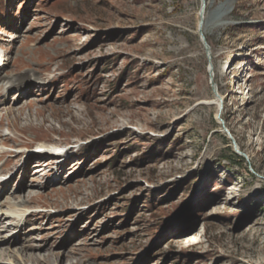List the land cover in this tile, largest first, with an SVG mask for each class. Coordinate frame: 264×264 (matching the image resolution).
Listing matches in <instances>:
<instances>
[{
  "label": "rangeland",
  "instance_id": "374dc122",
  "mask_svg": "<svg viewBox=\"0 0 264 264\" xmlns=\"http://www.w3.org/2000/svg\"><path fill=\"white\" fill-rule=\"evenodd\" d=\"M201 4L0 0V264H264V0H206L211 63Z\"/></svg>",
  "mask_w": 264,
  "mask_h": 264
},
{
  "label": "bare ground",
  "instance_id": "6f19581e",
  "mask_svg": "<svg viewBox=\"0 0 264 264\" xmlns=\"http://www.w3.org/2000/svg\"><path fill=\"white\" fill-rule=\"evenodd\" d=\"M215 20V19H214ZM206 23H205V25H204V27H203V29H202V31L203 32H206L207 31V28H209L208 27V25H209V21L208 20H206L205 21ZM209 26H211V25H209ZM204 34V33H203ZM205 36V35H204ZM5 61V60H4ZM34 74H35V79H34V81H37V80H42L43 78V70H35L34 72H33ZM45 76V75H44ZM27 77V76H26ZM34 78V77H33ZM28 79H30L29 78V76H28ZM39 83V82H38ZM8 104V103H7ZM28 105H29V103H28ZM27 105V106H28ZM60 108V107H59ZM10 110H11V108H10ZM8 111V114L9 115H14V112H16V111H14V109H12L11 111ZM16 110V109H15ZM75 110V109H74ZM73 110V108H71L70 106H65V107H63L62 106V109L60 108V112L61 113H64L63 115H72V114H74V111ZM56 111V110H55ZM22 114V113H21ZM38 114L39 115H43V111L41 110V111H39L38 112ZM16 115V114H15ZM17 118V120L18 119H20L21 117H20V115H16L15 116V119ZM31 118V117H30ZM44 119H45V117H44ZM221 119H223V113H222V115H221ZM21 120V119H20ZM23 120V119H22ZM26 120V119H25ZM24 120V121H25ZM34 124H36V123H34ZM12 125V124H11ZM14 125V124H13ZM25 125V124H24ZM15 126V125H14ZM20 126V125H19ZM32 126V125H31ZM16 127V126H15ZM225 127L226 128H228L227 127V125L225 124ZM1 134V133H0ZM4 136V135H3ZM29 138V137H28ZM236 142V146H237V148L241 151V152H243V150H242V148H241V146L238 144V142H237V140L236 139H234ZM20 143V142H19ZM34 143V142H33ZM47 148H49V147H47ZM51 162V161H50ZM54 163H57V161H55ZM52 166V165H51ZM51 168V167H50ZM28 193V192H27ZM38 200V199H37ZM26 202V201H25ZM6 224V223H5ZM1 232V231H0ZM198 239V238H197ZM194 240H196V239H190L189 240V242H194ZM21 241V240H20ZM197 241V240H196ZM25 245V244H24ZM23 248H25V247H23ZM28 249H30V247H27ZM31 248H33V250L34 251H41L42 249L41 248H43V247H38V246H32ZM32 250V251H33ZM31 251V250H30ZM8 253H13V252H11V251H8ZM5 255H7L6 257H8V255L9 254H5L3 251H2V249H0V259H3L4 258V256ZM11 257H13V256H11ZM41 256H39V254H34V252H31V253H28V254H24V256H23V261H24V264H48L49 262L48 261H45L44 259L42 260L41 258H40ZM67 257V256H66ZM59 259H61V256H60V258ZM61 264V262H59L58 261V264ZM18 264H20V263H18ZM50 264H51V262H50ZM54 264H57V262L56 263H54Z\"/></svg>",
  "mask_w": 264,
  "mask_h": 264
},
{
  "label": "water",
  "instance_id": "95a60500",
  "mask_svg": "<svg viewBox=\"0 0 264 264\" xmlns=\"http://www.w3.org/2000/svg\"><path fill=\"white\" fill-rule=\"evenodd\" d=\"M201 2H202V4H201V9H200V21H199V27H198V34H199V36H200V38H201V41H202V43H203V45H204V48H205V50H206V54H207L208 60H209V62L211 63V53H210V48H209V46H208V44H207L206 38H205V36H204V34H203V31H202L203 26H204V14H205V10H206V0H201ZM210 69H212V66H211V65H210ZM211 79H213L212 76H211ZM212 85H213V90H214V92H215V94H216V96L218 97V100H219V102H220V105H219V111H218V114H217V118H218L219 122L222 124V127H223V129L225 130V132L231 137V136H232L231 133H230L229 130L225 127V122H224V120L221 119V115H222V113H223V109H224V101H223V99L217 94V92H216V90H215V87H214V84H212ZM231 140H232L233 145L235 146V152H236L238 155H240V156H242V157L245 158V155H244V154H243V153L237 148L236 143H235V140L233 139V137H231Z\"/></svg>",
  "mask_w": 264,
  "mask_h": 264
}]
</instances>
